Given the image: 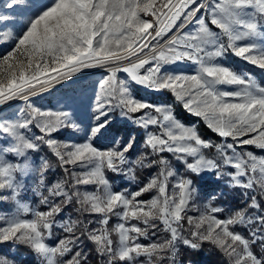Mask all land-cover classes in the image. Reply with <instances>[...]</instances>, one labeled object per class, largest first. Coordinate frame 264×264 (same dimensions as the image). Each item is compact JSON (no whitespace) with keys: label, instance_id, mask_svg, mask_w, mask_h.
<instances>
[{"label":"snow or ice","instance_id":"6c2138e0","mask_svg":"<svg viewBox=\"0 0 264 264\" xmlns=\"http://www.w3.org/2000/svg\"><path fill=\"white\" fill-rule=\"evenodd\" d=\"M0 7L28 10L19 31L0 36L10 40L0 52V107L24 102L19 118L0 119V244L28 246L38 264H177L181 246L198 252L205 244L222 264H264V86L224 63L264 71V0H4ZM15 20L0 13V25ZM98 69L91 123L81 140H59L65 128L80 130L74 111L31 98ZM129 80L170 93L194 119L186 125L172 105L137 98ZM116 111L142 130L144 151L135 159L134 138L100 143ZM45 149L63 174L55 183L46 175L49 158L33 160ZM143 169L151 171L140 183ZM206 172L229 177L245 207L226 211L212 194L197 207L191 177ZM108 173L128 183L114 189ZM29 192L39 197L32 206L24 202ZM69 209L75 218L61 216ZM0 264L17 262L0 255Z\"/></svg>","mask_w":264,"mask_h":264},{"label":"rangeland","instance_id":"374dc122","mask_svg":"<svg viewBox=\"0 0 264 264\" xmlns=\"http://www.w3.org/2000/svg\"><path fill=\"white\" fill-rule=\"evenodd\" d=\"M3 2L4 0H0V5H2ZM27 11H28L27 9H23V8L9 10L0 7V13H10L16 17L15 22L9 23L7 25H0V36H4L7 33H12L14 35L15 32L19 31L22 27L21 21L23 17L27 15ZM255 42L261 43V38H257ZM9 43H10L9 39L0 40V52L9 51L10 50ZM224 63L235 68L239 72L251 73L253 75V78L257 81V83H259L261 86H264V71H261L258 68H254L249 65H245L239 61L227 60L224 61ZM166 67L175 68L177 72L193 73L195 70V65H171ZM102 71H103L102 69L89 70V73L87 74L84 73L77 74L78 78L73 77L72 80L66 82L67 86L64 85L59 86V91H57L56 89H52L51 92H46L41 94L40 96L31 98L38 106H41L42 108L60 109L62 106H66V107L70 106L71 110L74 111L75 116L78 118V123L81 125L80 130L77 131L72 129L71 127L65 128L55 134V136L59 140L79 141L82 139L84 128H87L88 125L91 123V112L89 109V103H90V97L92 96V90L94 84L97 81L102 80V75L100 74ZM118 75L121 76L122 78H126V74L120 73ZM128 83L133 90V94L137 98L153 104L172 105L175 116L178 117L186 125L190 124L191 121L194 119L193 117L188 116L179 104L174 103V98L170 93L154 92L146 88H143L141 86H137L130 80L128 81ZM23 107H24V102L21 100L12 101L10 102L9 105L0 107V119L19 118L18 114H21V110ZM137 115H139V113ZM185 118L186 119L188 118L189 121H185ZM105 136L106 138H102L100 140L101 145L109 144L113 137H121L122 143L124 141L129 140V138H134L135 144L132 151L129 153V156L132 159H135L137 156H139V154L142 151H144V149L140 147L142 141V130L133 123H131L130 121L126 120L124 117H122L119 111H116L115 113L112 114L111 124L107 132L105 133ZM253 150L258 155L260 154V150L258 149H253ZM205 154L208 158H211L212 156V152L209 151H206ZM40 156H45L49 158V162L51 166L48 172L46 173L48 179L52 181V183H55L56 180L61 179L63 177V174L61 173L59 168L55 166V161L53 160L51 154L48 153L47 150L45 149L44 151L35 154L33 156V160H38V157ZM174 166L176 167L177 171L180 174H183L185 176L189 175L188 173L185 172L180 162L174 161ZM150 171H151L150 169L138 170L137 181L143 183L146 180ZM225 171H234V170L225 169ZM193 177H197V179H194ZM107 178H109L110 183L113 184L114 189L120 188L122 187L123 184L128 183L126 179H124L121 175L118 174L108 173ZM191 178L194 180V185L197 189V205H196L197 207L201 206V202L208 203V201L205 200L204 197L207 194H212L219 196V199L213 201L214 204L224 207L226 211L237 209V208H231L230 206L223 204L222 203L223 201L221 200V197L223 195L228 196L231 199H235L237 195H241V190L239 188L229 187L228 185L229 177L222 176L218 179L214 173L206 172L203 173L201 176L192 175ZM25 180L29 184L32 183V178L30 177H26ZM206 182L219 183V186L206 194L204 193L208 187L207 186L208 183ZM136 186L137 184L135 183L129 184L130 189L135 188ZM224 186H227L226 191H224L225 189L222 190ZM27 195H28V199L25 200L24 202L29 203L30 206H32L33 200H35L38 203L39 197H34L31 192H29ZM3 207L10 208L12 207V205L5 203ZM70 214L71 213L65 212L62 213L61 216L68 217L71 216ZM193 214L196 215L197 213H193ZM57 219L59 220L60 217H58ZM113 220H116V218H113ZM113 237L116 238L115 233L113 234ZM16 247H21L29 250L28 255L21 256V253L19 252L20 250L16 251ZM0 255H8L10 259H15L17 264H26L24 262L26 260L25 257H28V264L29 263L38 264V258L36 257L35 253L28 246L23 244L15 245L14 248L11 242L0 244ZM176 259H177V264H182L180 261H178L177 257Z\"/></svg>","mask_w":264,"mask_h":264},{"label":"trees","instance_id":"16d2710c","mask_svg":"<svg viewBox=\"0 0 264 264\" xmlns=\"http://www.w3.org/2000/svg\"><path fill=\"white\" fill-rule=\"evenodd\" d=\"M185 121H189V119L185 118ZM199 132L202 136L204 137H212L213 140L215 141V137L213 136L212 133L209 132V130L202 125L199 126ZM53 160L55 161V158L53 157ZM194 179H197V177H193ZM208 183V182H206ZM207 185V184H206ZM208 186V187H207ZM207 189L204 193H208L214 188H217L219 186V183H208ZM227 186H224L222 190L226 191ZM221 200L223 201L222 203L230 206L231 208H243L245 207L246 201L241 195H237L235 199H231L228 196H222ZM67 213H71V217L75 218L76 217V212L74 209H69L66 211ZM64 216V215H63ZM65 217V216H64ZM85 246L89 249V255L90 257H94V253L91 252V242L85 240ZM20 250L19 252L21 253V256H26L28 255L29 250L21 248V247H16V251ZM178 261H180L182 264H222V261L224 257L217 251L215 248L211 247L210 245L205 244L203 249L201 251H192L188 248H184L183 246L180 247V250L178 252ZM25 263L28 264V257H25ZM29 264H36V263H29ZM91 264V261H90Z\"/></svg>","mask_w":264,"mask_h":264}]
</instances>
